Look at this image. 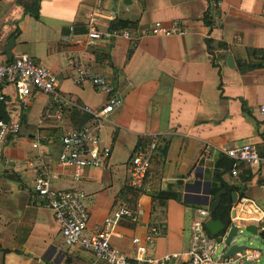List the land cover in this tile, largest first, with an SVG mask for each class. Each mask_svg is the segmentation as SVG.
<instances>
[{"label": "crops", "instance_id": "0c3cea01", "mask_svg": "<svg viewBox=\"0 0 264 264\" xmlns=\"http://www.w3.org/2000/svg\"><path fill=\"white\" fill-rule=\"evenodd\" d=\"M29 5L30 0H0V60H9L5 48L13 39L11 58L24 53L52 71L58 93L72 106L64 105L56 122L49 96L32 91L23 110L13 88H3L0 120L16 123L18 130L0 145V264H101L63 243L51 211L32 189L42 166L54 175L48 179L51 189L83 194L85 235L125 210L128 214L111 227L110 245L134 256L132 239L142 240L156 227L154 246L143 257L161 264L186 261L194 211H209L213 189L225 194L231 189V208L244 198L264 213V172L233 165L217 151L250 143L264 157L262 0H39L36 20L24 12ZM92 7L98 11V29L140 32L136 46L122 39L91 48L75 44L73 39L85 33L78 17ZM173 21L183 24L186 34H147L154 22L167 26ZM77 61L104 77L121 105L99 131L110 148L107 161L73 182L70 170L57 164L59 134L87 122L80 108H99L106 101L90 82L72 83ZM136 150H150L151 159L134 191L126 162ZM154 193L165 200L163 206L153 208Z\"/></svg>", "mask_w": 264, "mask_h": 264}, {"label": "built area", "instance_id": "2783aa9c", "mask_svg": "<svg viewBox=\"0 0 264 264\" xmlns=\"http://www.w3.org/2000/svg\"><path fill=\"white\" fill-rule=\"evenodd\" d=\"M102 2L104 0H96ZM263 16H264V0ZM219 3L215 4L217 7ZM112 19V15L108 17ZM78 20L84 24L85 33L82 39H73L77 45L91 48L96 42H113L122 39L130 43L134 48L141 37V33L128 28L98 29V11L92 7L80 13ZM69 33L72 27L68 28ZM147 34L156 37L169 38L181 37L186 34V27L180 22H170L167 26L160 22H154ZM73 76L71 81L75 85L90 82L93 88L101 91L106 96V101L99 108L82 107L80 110L88 117L87 122L78 128L62 131L59 134L61 150L57 156V164L70 170V179L78 182L87 170H98L107 161L110 148L102 143L99 131L102 124L115 108L121 105V99L114 94V88L104 77L88 72L82 62L77 61L72 66ZM11 86L14 90L18 106L25 110L27 100L32 91L40 92L49 96L55 104L52 118L60 122L64 105H71L63 98L56 88V75L46 67L35 62L27 54L20 53L10 60H0V103L4 102L3 88ZM259 113L264 114L260 108ZM18 125L14 122L0 120V145L9 135L16 134ZM37 146V142L31 145ZM220 155L227 158L233 165L241 163L249 167L261 169L264 172V157L259 156L253 144L244 143L239 146L217 150ZM151 159V151L136 150L126 162L130 187L136 191L145 177ZM235 176L234 169L230 171ZM54 177L49 168L42 166L36 172L32 189L37 199H43L52 213L53 221L58 228L59 235L66 246H78L82 251L92 255L101 264H161V261L144 258L147 249L154 246V239L158 235V228H150L142 240L132 239L134 256H126L110 245L111 227L116 220L127 215L125 210L115 212L112 218L103 220L102 228L98 231L85 235L88 216L83 205V194L79 191H56L49 187L48 179ZM232 216L229 223L237 227V231L246 226H253L256 231L264 232V213L256 206L240 198L231 208ZM130 215V213H129ZM207 210L197 209L190 222V244L185 253L186 261L183 264H256L260 256L256 249L242 246L240 252L224 256L223 249L216 260L211 258L219 244L215 237H211L204 229V223L212 220ZM225 233L219 235L221 240ZM234 238L229 245H233Z\"/></svg>", "mask_w": 264, "mask_h": 264}, {"label": "water", "instance_id": "95a60500", "mask_svg": "<svg viewBox=\"0 0 264 264\" xmlns=\"http://www.w3.org/2000/svg\"><path fill=\"white\" fill-rule=\"evenodd\" d=\"M13 39L9 41V44L5 48V53L8 55L9 60L11 59V54H10V49L12 47ZM206 43V42H205ZM207 44V43H206ZM226 66L231 68L232 67V61L231 58L228 56L226 58ZM225 194L223 190L217 192L213 198V200L209 203L206 204L209 208V213L213 214L216 208L219 205L220 202V196ZM231 203L233 204L235 202V194L231 193ZM232 210L230 211V216H232ZM204 229L210 235L211 237H215L216 242L222 247L224 251V256H229L233 253L240 252L242 249V246H238L236 244L229 245L230 241L232 238H235L236 235L240 232L237 231V227L234 226L233 224L229 223L228 228L225 229V227L219 222V221H213L209 220L204 223ZM244 230L252 235L256 233V229L253 226H246ZM225 233L223 239L219 237L220 234Z\"/></svg>", "mask_w": 264, "mask_h": 264}, {"label": "trees", "instance_id": "16d2710c", "mask_svg": "<svg viewBox=\"0 0 264 264\" xmlns=\"http://www.w3.org/2000/svg\"><path fill=\"white\" fill-rule=\"evenodd\" d=\"M38 1L39 0H30V5L24 7V12L29 15L32 19H37L38 14ZM204 18V17H203ZM206 19V17H205ZM206 25H209L208 22H205ZM249 68V67H248ZM231 189H227L226 194L220 198V202L216 210L214 211L211 219L213 221H219L224 227L228 225V215L231 208V201L229 197ZM217 189L212 190V195L217 193ZM151 199L154 203L153 208L158 206L161 207L164 205V199L161 200L160 195L157 193L151 194ZM261 239L264 241V232L260 233Z\"/></svg>", "mask_w": 264, "mask_h": 264}, {"label": "rangeland", "instance_id": "374dc122", "mask_svg": "<svg viewBox=\"0 0 264 264\" xmlns=\"http://www.w3.org/2000/svg\"><path fill=\"white\" fill-rule=\"evenodd\" d=\"M234 243L238 246H244L245 248L256 249L259 251V258L256 264H264V241L260 237L259 230L254 235L246 232L244 228L240 229V232L234 238ZM222 247L219 245L216 252L211 255L213 260L217 259V256L221 252Z\"/></svg>", "mask_w": 264, "mask_h": 264}]
</instances>
